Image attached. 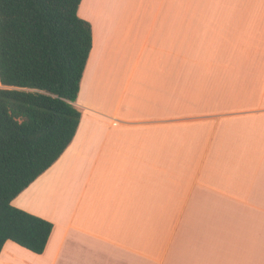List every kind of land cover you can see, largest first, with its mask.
I'll list each match as a JSON object with an SVG mask.
<instances>
[{"label": "crops", "instance_id": "obj_1", "mask_svg": "<svg viewBox=\"0 0 264 264\" xmlns=\"http://www.w3.org/2000/svg\"><path fill=\"white\" fill-rule=\"evenodd\" d=\"M78 14V130L12 201L54 227L43 253L7 241L0 264H264V0Z\"/></svg>", "mask_w": 264, "mask_h": 264}, {"label": "trees", "instance_id": "obj_2", "mask_svg": "<svg viewBox=\"0 0 264 264\" xmlns=\"http://www.w3.org/2000/svg\"><path fill=\"white\" fill-rule=\"evenodd\" d=\"M82 0H0V254L7 241L43 253L53 223L12 201L74 139L75 104L93 45Z\"/></svg>", "mask_w": 264, "mask_h": 264}]
</instances>
